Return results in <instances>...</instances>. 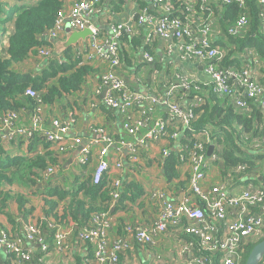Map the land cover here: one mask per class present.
Instances as JSON below:
<instances>
[{
    "label": "built area",
    "instance_id": "1",
    "mask_svg": "<svg viewBox=\"0 0 264 264\" xmlns=\"http://www.w3.org/2000/svg\"><path fill=\"white\" fill-rule=\"evenodd\" d=\"M68 1L70 3L58 11L53 25L37 35L40 44L34 47L36 56L45 64L53 50L52 41L65 34L66 22L72 30L91 28L93 34L87 37L88 41L73 47L74 55L79 59V65L98 58L107 69L98 76L93 89L94 99L88 106L97 109L100 104L121 113L124 116L121 127L128 133H125L128 139L122 136L115 139L104 126L95 125L91 128L92 134L84 141L78 136L67 141L76 123L75 109L64 117H50L46 128L42 100L34 90L28 89L26 92L35 96L37 101L30 113V123L25 125L17 112L1 115L0 145L6 146L16 143L20 137L26 140L40 133L54 150L63 154L81 142L76 157L81 168L91 163V153L96 149L98 160L91 172V181L98 184L103 177L106 178L111 209L93 213L88 224L76 231L83 264H213L214 259L218 264H239L244 247L264 234V184L252 180L261 168L246 172L248 164L239 163L228 170L222 180L205 185L208 167L214 165L221 172L222 163L216 153L218 147L212 139L211 129L195 131L192 122L195 119L193 107L204 102L203 95L197 94L201 91L200 84L206 87L211 84L216 94L229 99L234 113L251 111L249 100L259 109L264 108V82L259 81L257 66L221 67L225 49L213 45L214 35L221 32L212 33L210 21L214 14L211 4L235 2L243 10L226 28L227 35L238 36L249 24L245 0H199V13L197 0H183L185 10L181 15H171V0H148V5L139 6L128 19L110 22L103 34L91 23V17L100 11L103 0ZM258 3L264 31V0H258ZM124 32L130 37L142 33L146 48L142 49L141 55L145 62L166 66L193 62L201 66L208 79L199 80L186 73H177L176 81L164 84L161 93H144L132 88L115 71L120 65V38ZM7 35L8 31L0 33L1 55L7 45ZM159 42L163 44L162 50L154 56L148 49ZM252 52L246 50L245 55L251 56L257 64L258 57ZM181 100L188 102L184 104ZM160 107L165 108L166 115L155 114ZM160 141H165L166 145L160 150L161 157L156 166L160 167L174 149L178 156V170L183 166L189 170L184 192L175 193V186L172 189L155 187L146 197L157 207L153 221L146 224L137 220L125 221L121 233L111 235L109 230L115 224L111 211L121 197L123 181L130 180L123 157L112 159L111 148H126L127 163L141 166V152L149 144ZM209 145H213V152L208 156ZM241 150L245 154L264 153V136ZM54 172L55 167L50 165L45 176ZM242 174L249 177L239 179ZM175 180L178 178L172 183ZM259 180H262L261 176ZM73 230V226H65V220L54 215L29 218L22 223L19 232L0 228V252L10 264H33L35 261L44 264L41 255L50 252V244L59 253L68 252V234ZM49 232L51 243L48 242ZM164 237L170 245L161 251L158 245ZM34 247L39 256L35 255ZM130 256L134 262L129 261ZM259 264H264V255Z\"/></svg>",
    "mask_w": 264,
    "mask_h": 264
},
{
    "label": "trees",
    "instance_id": "2",
    "mask_svg": "<svg viewBox=\"0 0 264 264\" xmlns=\"http://www.w3.org/2000/svg\"><path fill=\"white\" fill-rule=\"evenodd\" d=\"M13 1L7 15L0 19V33L3 34L8 31L7 45L3 49L4 55L0 54V116L12 111L17 112L20 116L23 113H31L37 101L35 96L26 92L28 89L34 90L41 98L44 107L48 108L47 105L63 99L66 94L81 89L86 76L91 71L88 65L78 64L79 59L75 57L72 47H70L60 54H55L52 50L50 57L39 71L18 73L14 66L24 62L31 54L37 55L34 48L40 44L37 41V35L53 25L58 11L63 8L66 0H31L28 5H23V2L27 0ZM122 1L124 0H119L118 3L121 4ZM137 1V7L148 5V0ZM171 3L173 5L171 15H181V11L185 10L183 0H171ZM245 3V12L249 18V24L238 36L227 35L226 28L243 10L235 2L217 6L211 4L210 8L216 16L215 20L218 25L216 27L221 32L220 35H214L213 45L225 49L226 54L220 63L221 67L237 66L241 68L246 64L257 66V72L261 75L259 81L264 82V31L261 29L259 16L261 6H259L258 0H245ZM196 8L199 13V0H197ZM4 11V6L0 3V13ZM207 11L204 10L205 13ZM7 24H10L11 28L7 29ZM137 36L142 38V33ZM135 37H130L124 32L120 41L124 39L136 45L139 42ZM249 49L257 55V64L251 56L245 55L246 50ZM200 88L201 91L197 94L203 95L204 102L193 107L195 119L192 126L195 131L204 128L211 129L212 139L218 147L216 153L222 163L221 173L224 175L237 164L244 162L248 164L246 172L258 171L260 167L255 166V164L264 158V153L242 155L241 149L246 146L249 147L255 140L264 136V111L262 108L259 109L252 100H249L252 110L248 113L237 114L229 106V99L216 94L211 84L208 87L200 84ZM193 95L192 92L191 96ZM50 109L48 108V110ZM45 114V119L46 116H50L49 112H45ZM40 140H42L41 137L35 133L33 137L24 141H28V150H31L33 144ZM44 142V147L51 146V143L45 139ZM56 164V158L47 154L11 155L7 154L3 146L0 145V213H4L5 209L9 208V199L14 198L19 206L17 213L23 220L27 219L30 210L25 211L23 209L26 203L24 195L20 192L5 190L3 186L17 185L31 189L41 185L40 181L45 179L43 177L47 168L50 165L55 167ZM177 164L178 156L172 149L160 164L162 176L168 184L180 177ZM258 175L252 180L260 185L264 179V174L259 173ZM243 176L246 175H240L239 179ZM260 176L262 180H259ZM106 184L107 181L104 177L100 183L93 184L91 176L88 175L82 181L75 180V185L71 188L62 189L53 186L46 189L43 194L49 198L44 197L43 199L45 204L44 215L53 214L56 216L53 212L63 201L62 218H70L75 223L76 228L74 229L77 231L88 224L87 222L93 213L111 209L108 205L109 195ZM184 184L185 182H178L176 186H184ZM143 195L144 190L139 183L133 180H124L121 197L112 212L119 209L124 210L127 206L126 202L134 205ZM7 216L11 217L12 215L10 213ZM123 225L124 222L120 220L118 223L119 233H121ZM50 236L49 232L48 242L51 243ZM263 238L264 234L244 247L239 264L245 263L251 248ZM83 261V256H75L74 264H83ZM7 262L10 264V261ZM213 264H218V260L214 259Z\"/></svg>",
    "mask_w": 264,
    "mask_h": 264
},
{
    "label": "crops",
    "instance_id": "3",
    "mask_svg": "<svg viewBox=\"0 0 264 264\" xmlns=\"http://www.w3.org/2000/svg\"><path fill=\"white\" fill-rule=\"evenodd\" d=\"M118 1L119 0H103V2L101 3L100 11L94 13L91 17V23L99 28L100 33L103 34L107 31L108 24L110 22H118L128 19L130 14L138 8L136 3L138 2L137 0L133 2L124 0L121 4L118 3ZM13 2V0H0V3H2L3 5H12ZM68 3L70 2L66 0L64 6H67ZM214 5L217 6L216 3H214ZM215 19L216 16L214 15L210 21L213 34L220 32L216 27L218 25ZM6 28H11V25L7 24ZM64 36L65 35H63V37H61L60 39L65 38ZM135 38H137L136 40H138L139 42L136 45L127 42L124 39H121L119 49L120 65L115 70L118 75L124 77L129 82L132 88L144 93H161L164 90V84L176 81L177 73H188L191 75V77L198 78L199 80L206 81L208 79V76L202 70L201 66L193 62H179L178 64H176L177 66H166L160 63L152 64L145 62L142 59L141 51L143 48H146V46L144 45L140 36H136ZM83 41L86 42L88 41V39L86 38L85 40H79L77 43L80 45L81 43H84ZM162 46L163 44L159 42L150 46V49L148 50L154 56H156L157 53L162 50ZM72 51L74 53L73 47ZM43 65V61L39 59L36 54H31L24 62L14 67L18 73H23L39 71ZM86 65L91 68V71L86 76L82 88L78 91H73V93L71 94H66L63 99H60L51 105H47L48 108L51 109L48 110V108H45V112L50 113L49 117H64L68 112L75 109L74 111L76 113V123L71 128L67 141H70V138L74 136H78L82 141H84L86 137L92 134L91 128L95 125L104 126L107 132L115 139H118L119 136L128 139V136L126 135L128 133L121 127V122L124 117L121 113L115 110H107L100 104L97 109H92L88 106V103L94 99L93 89L97 84L98 76L102 72L106 71L107 65L98 58L87 62ZM260 76L261 75H259V77ZM180 102L185 104L188 102V100H181ZM166 113L167 111L165 110V108L160 107L155 114L166 115ZM49 117L46 116V121L44 124V127L46 128L49 126ZM21 118L22 122L25 125H28L30 123V113H23L21 115ZM37 134L41 137L42 140H40L39 142H35L31 150H28L29 143L27 144L23 138L19 139V141H17L16 143H10L7 146H3V149L7 154L31 156L36 153H41L47 154L50 157H55L57 160L55 172L48 177L44 176L43 178L45 179L43 181H40L41 185H37L31 189L19 186L21 188V191L19 192L22 193L26 198V203L23 209L25 211L30 210L27 219L31 218L30 216L41 217L42 215H44L45 204L43 199L44 197L49 198L46 194H43L46 189H49L53 186H58L62 189L71 188L73 185H75V180L82 181L88 175L91 176L93 167L98 160L96 149H93L90 158L91 163L87 167L81 168L76 163V157L79 152L81 142L76 143L75 147L69 149L66 153L61 154L54 150L50 145L44 147V138L40 133ZM164 145H166L165 141L149 144V147L145 151H142L140 154L141 166H131L127 163L126 156L128 152L126 148H121L119 150H117L116 147L111 148L112 159L123 157L124 164L126 168L129 169V171L127 172V176L130 180L139 183V185L143 188L144 195L140 199H138L136 203L139 202V207H143V213L146 216V218H141L140 214H138L137 211L134 217L130 216L129 212H126V210H128L132 205L129 202H126L127 206L124 210L119 209L116 212L111 211L113 219H115L114 226H112L109 230V233L111 235L119 233L118 223H120V220H122L123 222L137 220L145 224L153 221V219L155 218V211L151 213L148 206L146 204L143 205V203H146V201H148V199L146 198L147 194L155 187L172 189V187L175 186V193L181 194L182 192H184V186L176 185L178 182L186 183L189 174L187 166H183V169L179 170L180 177L178 178V180H175V182L171 184H168L163 178L160 168L161 166H156V164L159 163L161 157L160 150ZM212 166L210 165L208 167L206 178L207 180H205V185H208L209 183L214 184L218 180H222L224 176L221 172L217 171L214 165ZM113 175L116 176L117 174L113 172ZM124 176L127 179V176L125 174ZM258 176L259 175H256V177ZM14 186L15 185H5L3 186V189L13 192L15 191ZM8 205L9 208L5 210L8 211L9 214L11 213L12 216L8 217L6 214L0 213V228L8 229L11 232H19L24 220L17 213V211H19L18 203L14 198H12L9 199ZM63 206L64 202L62 201L54 210L53 213H55L57 217L62 218ZM62 219L65 220V226H73V229L76 228L75 223L70 218L67 217ZM68 238L70 244V249L68 250V252L66 254L59 253L53 248V244H50V252L45 256L41 255L44 264H74L75 256H82V249L80 248L81 246H79L77 243L75 229L73 230V233L68 234ZM165 238L167 237L162 238L158 245V249L161 251L169 247L170 245V241L168 239L165 240ZM34 251L35 255L39 256V252L37 251L36 247H34ZM84 253L83 255H85ZM129 261L134 262L132 261V256L129 257ZM36 263L37 262L35 261L33 264ZM0 264H8L7 258L3 255L2 252H0Z\"/></svg>",
    "mask_w": 264,
    "mask_h": 264
},
{
    "label": "water",
    "instance_id": "4",
    "mask_svg": "<svg viewBox=\"0 0 264 264\" xmlns=\"http://www.w3.org/2000/svg\"><path fill=\"white\" fill-rule=\"evenodd\" d=\"M65 38L53 40V52L60 54L64 50L74 47L79 40H85L87 37L93 34L91 28L86 27L82 30H72L69 24L65 23ZM213 152V145H209L207 149V155H211ZM264 255V238L257 242L249 251L248 256L244 264H259L262 256Z\"/></svg>",
    "mask_w": 264,
    "mask_h": 264
},
{
    "label": "rangeland",
    "instance_id": "5",
    "mask_svg": "<svg viewBox=\"0 0 264 264\" xmlns=\"http://www.w3.org/2000/svg\"><path fill=\"white\" fill-rule=\"evenodd\" d=\"M30 2H31V0L24 1L23 2V5H28ZM3 6H4L5 11L2 12V13H0V18H3V17H5L7 15L8 9L10 8L11 4L10 5H3ZM186 74H187L188 77L194 78V77H191L190 74H188V73H186ZM262 110L264 111V108ZM20 139H22V137H20ZM242 155H245V153L243 152ZM255 166H259L261 168V170L258 168L259 169V171H258L259 173H261L262 171H264V158L261 159V160H259L258 164H255ZM262 183L264 184V180L262 181ZM14 187H15V191L14 192L21 191V188L19 186L15 185ZM145 204L148 206L149 211L151 213L154 212L157 209L156 205L154 203L151 205L150 201H146V203H143V205H145ZM136 211L138 212V214H140L141 218H146L145 214L143 213V207L142 206L139 207V202H137L136 204L130 206V208L128 210H126V212H129V215L132 216V217H134L136 215ZM3 214L8 215L9 212L8 211H5ZM31 218L33 219V218H39V217H33V216H31ZM26 220L27 219H24V221H26Z\"/></svg>",
    "mask_w": 264,
    "mask_h": 264
}]
</instances>
